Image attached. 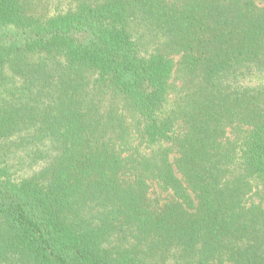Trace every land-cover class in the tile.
Segmentation results:
<instances>
[{
    "label": "trees",
    "instance_id": "1",
    "mask_svg": "<svg viewBox=\"0 0 264 264\" xmlns=\"http://www.w3.org/2000/svg\"><path fill=\"white\" fill-rule=\"evenodd\" d=\"M0 264H264V0H0Z\"/></svg>",
    "mask_w": 264,
    "mask_h": 264
},
{
    "label": "rangeland",
    "instance_id": "2",
    "mask_svg": "<svg viewBox=\"0 0 264 264\" xmlns=\"http://www.w3.org/2000/svg\"><path fill=\"white\" fill-rule=\"evenodd\" d=\"M152 192H153L152 197H156L157 195H159V191L156 190L155 188H153ZM156 192H157V194H156ZM165 196H166L165 194H162V197H165Z\"/></svg>",
    "mask_w": 264,
    "mask_h": 264
}]
</instances>
